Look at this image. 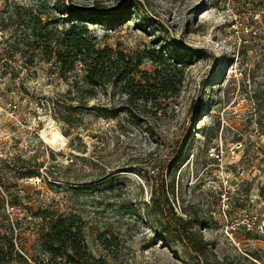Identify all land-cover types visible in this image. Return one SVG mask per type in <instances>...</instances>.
I'll use <instances>...</instances> for the list:
<instances>
[{
  "label": "rangeland",
  "instance_id": "374dc122",
  "mask_svg": "<svg viewBox=\"0 0 264 264\" xmlns=\"http://www.w3.org/2000/svg\"><path fill=\"white\" fill-rule=\"evenodd\" d=\"M97 1L131 6L118 28H89L125 58L134 83L153 81L148 51L168 55L181 81L128 114L123 83L93 97L82 66L62 77L26 44L33 15L43 22L37 31L70 23L55 0H0V225L11 226L15 244L6 264H50L44 233L61 215L106 264H201L162 232L152 193L166 163L169 196L197 223L206 262L264 264V0L61 3L88 11Z\"/></svg>",
  "mask_w": 264,
  "mask_h": 264
},
{
  "label": "trees",
  "instance_id": "16d2710c",
  "mask_svg": "<svg viewBox=\"0 0 264 264\" xmlns=\"http://www.w3.org/2000/svg\"><path fill=\"white\" fill-rule=\"evenodd\" d=\"M39 4L41 5L40 2ZM130 7L127 4L122 10L111 11L97 1L92 8L84 11L68 7L65 3H61V0H55L52 9L66 15L61 19L70 23H64L59 31L57 27L49 25L54 22L57 24L58 21L50 20L46 24L48 26L37 31L36 26L43 22L40 15H33L27 26L30 34L25 36L26 44L41 49L44 60L50 63L54 61L55 72L62 77L76 71L78 65L82 66L84 84L87 85L93 97L100 86L110 82L123 83L126 103L130 106L126 110L128 114H132L134 104L138 102L147 104L158 95L167 96L170 92L176 91L177 84L181 81V70L170 61L168 55L148 51L149 58L157 64L158 68L151 77L153 81L149 80L146 87L143 84L134 83L130 75L122 71V62L125 58L116 54L110 47L99 46L97 38L91 34L89 24L105 25L109 29H116L131 14H134L131 13ZM253 30L254 35L260 37L259 30ZM174 58L175 61H183L184 55L175 52ZM26 63L34 64V58L28 59ZM168 169L167 163L160 168L152 193L156 208L165 218V222L162 223V232L167 238L182 242L194 261L209 264L205 257L207 243L203 239L202 232L197 228V223L191 217L179 215L175 210L174 201L169 196L170 185L166 181ZM9 228L3 224L0 225V264L15 260V244L12 233H9L11 226ZM108 242V239L103 241L106 248L110 246ZM44 246L45 251L50 255V264H89L90 262L106 264L102 258L95 259L88 252L81 225H76L71 217L61 215L51 221L48 231L44 233Z\"/></svg>",
  "mask_w": 264,
  "mask_h": 264
},
{
  "label": "built area",
  "instance_id": "2783aa9c",
  "mask_svg": "<svg viewBox=\"0 0 264 264\" xmlns=\"http://www.w3.org/2000/svg\"><path fill=\"white\" fill-rule=\"evenodd\" d=\"M210 156L213 157V158H214V157L219 158V155L216 154V153H214V152H211V153H210ZM214 159H215V158H214ZM258 227H259V228H258L259 231H261L262 233H264V225H260V226H258Z\"/></svg>",
  "mask_w": 264,
  "mask_h": 264
},
{
  "label": "bare ground",
  "instance_id": "6f19581e",
  "mask_svg": "<svg viewBox=\"0 0 264 264\" xmlns=\"http://www.w3.org/2000/svg\"><path fill=\"white\" fill-rule=\"evenodd\" d=\"M53 141H55V140H53Z\"/></svg>",
  "mask_w": 264,
  "mask_h": 264
}]
</instances>
